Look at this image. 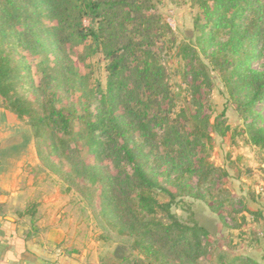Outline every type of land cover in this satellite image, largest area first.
Instances as JSON below:
<instances>
[{"label":"trees","instance_id":"obj_1","mask_svg":"<svg viewBox=\"0 0 264 264\" xmlns=\"http://www.w3.org/2000/svg\"><path fill=\"white\" fill-rule=\"evenodd\" d=\"M191 1L199 49L175 46L189 98L188 112L174 114L158 41L168 36L174 46L176 39L151 12L153 0H0V109L27 119L39 164L83 198L100 240L115 244L106 264H201L208 257L206 230L170 212L175 196L160 176L175 184L195 175L199 187L213 183L215 174L225 177L205 156L212 133H230L219 118L210 122L209 68L242 121L240 134L264 152L256 110L264 103V71L251 68L264 44V0ZM94 52L106 61L104 90L89 89L80 72ZM103 159L130 170L122 192L99 165ZM155 191L171 200L161 203ZM35 209L30 204L22 215ZM157 212L168 223L157 220ZM217 261L260 264L244 255L225 260V252Z\"/></svg>","mask_w":264,"mask_h":264},{"label":"rangeland","instance_id":"obj_2","mask_svg":"<svg viewBox=\"0 0 264 264\" xmlns=\"http://www.w3.org/2000/svg\"><path fill=\"white\" fill-rule=\"evenodd\" d=\"M153 4L151 12L161 16L176 39L174 46L168 44V36L158 41V46L162 49L161 62L166 68L167 81L175 95L176 107L173 112L178 114L182 109L188 112L189 97L183 76L184 61L176 55L175 46L187 44L196 51L199 49L193 26L198 10L191 0H153ZM84 24L87 25V22L84 21ZM258 49L260 54L251 61V68L264 71V44ZM77 51L80 52L81 48ZM105 65L106 61L101 53L94 52L87 60L86 67L80 68L81 74L88 77L89 89L96 85L102 90L105 89ZM208 71L213 82L212 91L209 93L210 122L219 118L220 122L223 121L229 126L230 133L225 138L212 133V142L205 151V156L211 164L226 172L225 177L218 179V174H215L213 183L200 187L195 175L185 176L175 184L173 180L166 182L160 176L161 183L175 196L170 212L182 221H195L207 232L208 238L203 241L208 244L209 255L200 261L201 264H217V257L221 252H225V260L234 255H250L256 258L258 263L264 264V152L252 146L246 135L240 134L243 129L242 121L234 111V105L228 100L227 92L217 74L210 68ZM30 75L37 84L40 73L35 67ZM77 97L78 95H74L75 101ZM256 110L262 116L258 125L264 128V103L257 106ZM13 124L15 130L24 132V138H20L23 143L26 144V138L33 139V128L27 119ZM9 128L1 130L2 133L5 134ZM80 157H87V148L84 146ZM92 160L94 159L91 158L90 161ZM99 165L107 169L119 191L127 188L125 176L130 172L128 168L123 166L118 169L112 160L108 159H103ZM29 175L36 187L35 199L41 202L42 212L45 210L44 200H53L56 204L52 209L55 216H73L76 227L77 223L80 227L82 223L86 225L91 233V242L101 241V228L78 193L72 189L67 191V185L40 164L36 169H32ZM173 178L174 176L171 177ZM153 196L161 203L171 200L167 194L159 191L153 192ZM255 212H261L262 215L253 214ZM164 216L162 212L155 214L157 220L168 223ZM114 246L111 242L103 245L108 256L105 255L102 259L111 256Z\"/></svg>","mask_w":264,"mask_h":264},{"label":"crops","instance_id":"obj_3","mask_svg":"<svg viewBox=\"0 0 264 264\" xmlns=\"http://www.w3.org/2000/svg\"><path fill=\"white\" fill-rule=\"evenodd\" d=\"M19 121L0 109V264H106L105 243L91 242L85 224L55 216L53 200H44L42 212L29 175L39 165L33 139L20 140L24 132L13 128ZM29 204L36 205L33 216L22 215Z\"/></svg>","mask_w":264,"mask_h":264}]
</instances>
